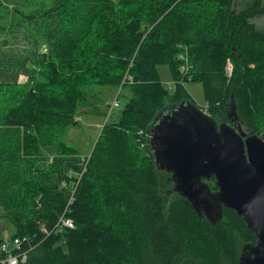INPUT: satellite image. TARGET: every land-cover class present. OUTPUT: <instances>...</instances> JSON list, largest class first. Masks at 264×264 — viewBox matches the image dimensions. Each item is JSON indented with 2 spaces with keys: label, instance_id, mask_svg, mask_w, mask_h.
Here are the masks:
<instances>
[{
  "label": "trees",
  "instance_id": "16d2710c",
  "mask_svg": "<svg viewBox=\"0 0 264 264\" xmlns=\"http://www.w3.org/2000/svg\"><path fill=\"white\" fill-rule=\"evenodd\" d=\"M8 4L0 0V216L11 237H27L18 264H238L233 234L244 243L254 234L232 209L212 225L165 193L172 180L154 168L145 129L164 105L191 101L184 83L198 80L210 116L264 139V0ZM19 33L26 44L16 48ZM159 64L171 70L172 97ZM113 100L118 112L82 157L65 130L78 113L105 117Z\"/></svg>",
  "mask_w": 264,
  "mask_h": 264
},
{
  "label": "water",
  "instance_id": "95a60500",
  "mask_svg": "<svg viewBox=\"0 0 264 264\" xmlns=\"http://www.w3.org/2000/svg\"><path fill=\"white\" fill-rule=\"evenodd\" d=\"M236 126L181 100L156 112L145 139L154 168L172 180L165 193L186 198L212 225L224 208L235 211L256 238L240 247L238 264H264V139Z\"/></svg>",
  "mask_w": 264,
  "mask_h": 264
},
{
  "label": "rangeland",
  "instance_id": "374dc122",
  "mask_svg": "<svg viewBox=\"0 0 264 264\" xmlns=\"http://www.w3.org/2000/svg\"><path fill=\"white\" fill-rule=\"evenodd\" d=\"M3 3H9L8 7L13 6L16 4V2H20L19 0H2ZM30 3V1H28ZM262 20H259V23H261ZM10 45L19 48L23 47L26 42H24L23 33H19L17 37L15 38V41L9 42ZM157 71L159 75V79L161 83L163 84V87L167 90V93L169 96L175 95V83L172 77L171 70L169 68L168 64H159L157 65ZM24 75L19 76V80L23 81L25 80ZM185 89L187 93L189 94V97L193 103L199 107L200 109L205 106V97H204V89L203 84L201 81L198 80H192L187 81L184 83ZM112 95L107 96V100H111L113 97ZM111 97V98H110ZM111 112L108 113V110L106 112V116H96L91 115L87 113H78L77 119L78 123L76 127H71L69 129L65 130L64 133V141L67 142L70 145H73L77 150H79L81 156H87L90 152L91 146L93 141L98 137L100 130L102 128V124L104 120L107 118L108 115L110 117H113L116 115V113L119 110V107H112ZM207 111V110H206ZM208 113V112H206ZM219 119V118H218ZM218 121V120H217ZM226 123H229L228 120H221ZM234 121V120H233ZM230 124V123H229ZM242 130L246 133H248L247 130H245L244 127H241ZM211 185L212 183L209 182ZM8 217L0 216V241L5 240L6 242L11 241V235L13 228L11 226V221H8ZM233 239L237 246L241 247L244 242L239 236V234L236 232V234H233Z\"/></svg>",
  "mask_w": 264,
  "mask_h": 264
},
{
  "label": "built area",
  "instance_id": "2783aa9c",
  "mask_svg": "<svg viewBox=\"0 0 264 264\" xmlns=\"http://www.w3.org/2000/svg\"><path fill=\"white\" fill-rule=\"evenodd\" d=\"M112 106L117 107V101L113 100ZM202 110L207 112V105L203 106ZM59 223L62 227H73V221L68 217H60ZM27 242V237L23 235L11 237L10 242L0 241V264H18L24 261L28 250L23 247Z\"/></svg>",
  "mask_w": 264,
  "mask_h": 264
},
{
  "label": "bare ground",
  "instance_id": "6f19581e",
  "mask_svg": "<svg viewBox=\"0 0 264 264\" xmlns=\"http://www.w3.org/2000/svg\"><path fill=\"white\" fill-rule=\"evenodd\" d=\"M118 107V106H117Z\"/></svg>",
  "mask_w": 264,
  "mask_h": 264
},
{
  "label": "flooded vegetation",
  "instance_id": "af4514ba",
  "mask_svg": "<svg viewBox=\"0 0 264 264\" xmlns=\"http://www.w3.org/2000/svg\"><path fill=\"white\" fill-rule=\"evenodd\" d=\"M231 120V119H230Z\"/></svg>",
  "mask_w": 264,
  "mask_h": 264
}]
</instances>
